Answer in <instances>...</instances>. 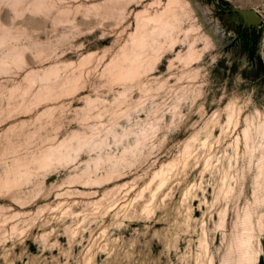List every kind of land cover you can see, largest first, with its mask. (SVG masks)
Segmentation results:
<instances>
[{
    "label": "rangeland",
    "instance_id": "rangeland-1",
    "mask_svg": "<svg viewBox=\"0 0 264 264\" xmlns=\"http://www.w3.org/2000/svg\"><path fill=\"white\" fill-rule=\"evenodd\" d=\"M0 264H264V0H0Z\"/></svg>",
    "mask_w": 264,
    "mask_h": 264
},
{
    "label": "water",
    "instance_id": "water-1",
    "mask_svg": "<svg viewBox=\"0 0 264 264\" xmlns=\"http://www.w3.org/2000/svg\"><path fill=\"white\" fill-rule=\"evenodd\" d=\"M249 15H250L251 17H256L255 14H254L253 12H250Z\"/></svg>",
    "mask_w": 264,
    "mask_h": 264
}]
</instances>
